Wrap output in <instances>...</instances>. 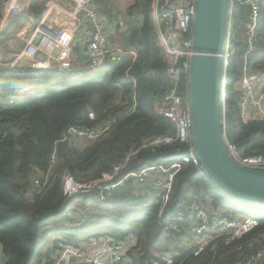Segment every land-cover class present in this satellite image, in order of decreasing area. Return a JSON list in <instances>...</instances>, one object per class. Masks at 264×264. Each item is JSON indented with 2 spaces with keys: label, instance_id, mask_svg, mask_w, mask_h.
<instances>
[{
  "label": "trees",
  "instance_id": "16d2710c",
  "mask_svg": "<svg viewBox=\"0 0 264 264\" xmlns=\"http://www.w3.org/2000/svg\"><path fill=\"white\" fill-rule=\"evenodd\" d=\"M152 5L153 0H135L130 19L123 20L125 31L113 41L136 59L130 56L107 70L83 76L0 66V97L11 98L23 84L38 85L35 97L0 105V264H33L55 237L60 240L53 246L58 242L78 245L99 236L121 241L129 235L139 237L141 253L151 250L147 261L164 264L158 255L178 254L174 264H234L238 246L247 247L249 241L264 235L262 218L242 240L227 246L218 238L201 255L194 256L160 220L158 205L143 197L146 189L119 188L104 203L83 194L66 200L65 176L79 183L96 180L130 154L134 155L125 173L147 166L169 168L181 162L183 146L144 147L154 137L174 135V124L156 114L169 82L152 22ZM262 6L264 9V0ZM20 21L16 19L11 28ZM237 56L228 73L229 120L230 115L237 116L238 122L237 127H231V141L246 153H263L264 121L244 124L238 116L237 94L232 87L243 76V61L240 64ZM188 87L185 80L181 91L185 104L189 101ZM118 100L129 104L122 106ZM134 101L136 109L127 112L100 142L72 145L62 141L61 135L68 128L95 127L106 117L125 112ZM91 112L97 119L90 120ZM37 181L42 187L40 193L34 188ZM172 185L171 204L193 195L200 200L212 197L215 205L225 206L228 194L205 171L201 173L191 165L182 168ZM73 216L85 221L81 229L67 230L66 223ZM134 261L141 264L139 259Z\"/></svg>",
  "mask_w": 264,
  "mask_h": 264
},
{
  "label": "built area",
  "instance_id": "2783aa9c",
  "mask_svg": "<svg viewBox=\"0 0 264 264\" xmlns=\"http://www.w3.org/2000/svg\"><path fill=\"white\" fill-rule=\"evenodd\" d=\"M263 0H228L227 24L222 55L221 71V132L229 156L242 168L264 172V152L246 153L231 141V126L227 106L228 73L237 54L238 33L246 38L243 58V76L232 87L237 94L238 116L242 123L264 121V9ZM94 0H43L40 18L35 13L34 0H2L0 2V36L9 29L15 19H22L27 25L20 27L17 35L25 45L7 62L10 69L27 67L36 71L58 70L74 72L80 76L104 71L113 64L136 56L120 45L108 42V27L99 12L93 7ZM237 7L248 8L246 19L240 22L236 18ZM196 12V0H153L152 22L159 46L167 64L166 77L169 87L164 100L156 108L157 116L168 119L174 124V135L157 136L148 141V146L162 144L185 147L181 162L169 168L162 165L147 166L138 172H128L130 158L117 165L111 172L103 173L98 179L79 183L71 176L64 179L66 200L78 195L91 197L97 203L108 202L119 189H146L147 197L158 205L159 218L165 222L177 240L182 241L185 250L194 256L201 255L205 249L221 238L227 245L242 240L252 232L264 218V211L255 209L254 216H241L224 206H217L212 197L200 200L193 195L178 204L173 199V181L183 167L191 165L199 172L204 169L198 156L193 152V119L188 104L183 107L182 85L190 75V61L193 56V26ZM117 25L115 34L125 31ZM76 46L75 54L73 47ZM39 55H43L41 60ZM257 68L263 72L257 86L251 83L257 76ZM250 76H246L248 73ZM56 82V81H55ZM53 82V83H55ZM38 93V85L23 84L11 98L0 97V105L10 106L17 100L33 98ZM136 99V93L133 94ZM189 100V87H188ZM121 101L118 100L117 104ZM122 102V106L128 105ZM136 109L134 101L125 112L108 116L92 128L72 126L62 133L61 139L69 144H93L109 136L118 121L127 112ZM90 120L97 119L95 113L89 114ZM86 174V173H85ZM35 191L42 192L37 181ZM85 221L73 216L66 223L67 230L81 229ZM244 247L238 246L234 264H264V235L257 241H249ZM50 254L48 255V253ZM43 256L33 264H135L143 255L140 240L129 235L121 241L109 236L91 237L78 245L58 242L51 248H44ZM165 262L174 264L178 254L158 255ZM140 263V262H139ZM146 264H161L158 260ZM212 264V263H208Z\"/></svg>",
  "mask_w": 264,
  "mask_h": 264
},
{
  "label": "water",
  "instance_id": "95a60500",
  "mask_svg": "<svg viewBox=\"0 0 264 264\" xmlns=\"http://www.w3.org/2000/svg\"><path fill=\"white\" fill-rule=\"evenodd\" d=\"M228 0H196L189 104L193 152L204 171L230 196L264 206V172L239 166L227 153L221 132V71ZM41 60L43 55H39ZM252 73L246 74L250 76ZM151 250L140 257L145 264Z\"/></svg>",
  "mask_w": 264,
  "mask_h": 264
},
{
  "label": "rangeland",
  "instance_id": "374dc122",
  "mask_svg": "<svg viewBox=\"0 0 264 264\" xmlns=\"http://www.w3.org/2000/svg\"><path fill=\"white\" fill-rule=\"evenodd\" d=\"M40 2L41 0H34V4H35L34 10H35V13L37 14L38 19L40 18L41 11H42V6H37ZM134 2L135 0H94L93 7L95 8L97 12L99 13L102 12L105 14L107 11V15H105L103 19L105 20L107 27H108L107 36L109 39L108 40L109 44H112L114 43L113 41H117L119 39V36L118 38H116V35L114 33L116 30L115 29L116 21H120V23H122L121 21L123 20L126 21L127 19H130V15H129L131 12L130 8L134 4ZM247 15H248V8L237 7L236 18L238 19L239 22L242 19H246ZM114 18H116V20ZM23 25H27V22H22L20 25H17V26L15 25L14 27H12L4 37H1L0 44L3 43L5 39L8 38L9 36L15 35L16 32L19 31L20 27ZM237 33H238L237 61L239 63L240 62L242 63L244 54H245L246 38L244 37L242 33H239V32ZM73 50L75 54L80 55V53L77 52L76 46L73 47ZM255 71L257 72V76L253 80H251V83L254 86H257L258 78L263 77V72L259 68H257ZM185 105L186 104L184 102L183 107H185ZM230 126L231 127L238 126L237 116L230 115ZM226 196L227 198L225 199L224 207H226L232 212L238 213L241 216L252 217L254 216L253 211L255 209L264 211L263 205L255 204L253 202H243L230 195H226ZM58 240L60 239H58L57 237L52 238V240L45 245V248L46 247L51 248ZM41 255L43 256L42 252H41Z\"/></svg>",
  "mask_w": 264,
  "mask_h": 264
},
{
  "label": "crops",
  "instance_id": "0c3cea01",
  "mask_svg": "<svg viewBox=\"0 0 264 264\" xmlns=\"http://www.w3.org/2000/svg\"><path fill=\"white\" fill-rule=\"evenodd\" d=\"M99 14H101V16L103 18L106 15L102 12H100ZM114 19L116 20V18H114ZM13 22H12V24H13ZM22 22H23V20L20 21L18 25H20ZM121 22L122 23H120V21H116V27H117V25L125 27L123 21H121ZM11 25H10L9 29L6 30L2 36H0V39H1V37H4L8 33V31L11 29ZM116 27H115V29H116ZM17 33H18V31L16 32L15 35L9 36L8 38L5 39V41L3 43L0 44V66L6 67L7 62H9L13 58V56L19 50H21L24 47L25 42L21 37H19L17 35ZM116 38H117V35H116ZM111 45H118V44L112 43Z\"/></svg>",
  "mask_w": 264,
  "mask_h": 264
}]
</instances>
